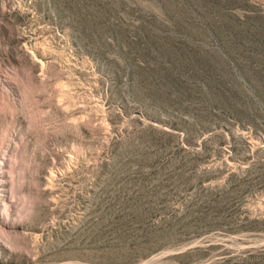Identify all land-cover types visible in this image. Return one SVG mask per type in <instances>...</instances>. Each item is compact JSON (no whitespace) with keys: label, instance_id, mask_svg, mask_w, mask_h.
Returning a JSON list of instances; mask_svg holds the SVG:
<instances>
[{"label":"rangeland","instance_id":"obj_1","mask_svg":"<svg viewBox=\"0 0 264 264\" xmlns=\"http://www.w3.org/2000/svg\"><path fill=\"white\" fill-rule=\"evenodd\" d=\"M259 17L264 0H0V264H264V106L241 100L264 78L242 38ZM174 61L196 98L226 73L248 118L143 73Z\"/></svg>","mask_w":264,"mask_h":264},{"label":"trees","instance_id":"obj_2","mask_svg":"<svg viewBox=\"0 0 264 264\" xmlns=\"http://www.w3.org/2000/svg\"><path fill=\"white\" fill-rule=\"evenodd\" d=\"M254 24L258 26L255 32L248 33V31H246L245 33H247V35L245 34L242 35V38L247 39L249 42H251L253 46L260 49L264 46V17L256 18L254 21ZM166 54L172 57L170 53H165V54L162 53V55H166ZM175 57L178 58L179 55H175ZM250 60H254V59H250ZM234 61L235 59L233 57H230V55H226V62L231 63L237 68V65ZM208 62H210V58H205L204 61L202 62L197 59H194V57H189V59L183 60V64H186L188 67H190V65L191 67H197V65H199V68H198L199 74L195 73L194 75H192L194 80H200L199 79L200 77L207 76V73L211 70V66L208 64ZM256 62L259 64V66H261L264 72V58L256 59ZM170 66H171L170 68L171 70L169 71L170 73L163 72L162 69H158V68L148 69L147 71L143 73L145 74L146 78L150 81V83H152L153 85H155V82H156L161 88L165 90L169 89V90H173L177 92L180 98L177 100V102H181L182 100L193 102L196 100L198 103L200 102L206 103L207 107L217 108L218 110L222 111V113H229L236 119L243 121L246 118H248V115H246L243 111H240L241 105L237 103L238 99L236 97L235 99H233V97H231L229 93H225L223 89V85H225V82L228 83L231 80L226 73H224L223 76L221 77V79L225 82L216 80L214 76L212 77L208 76L209 81L206 82V85L203 88L204 92L203 93L199 92L198 93L199 96L196 98L195 90L193 88H189L191 86L187 87L185 86L184 83H180V82L177 83L175 80L176 78L181 80V76H179V74L183 73L182 69L184 68L180 67L179 63H177L176 61H174ZM237 69L241 70L239 68ZM171 73H173V76L175 77V79H173V77L170 76ZM254 77L256 78L255 80L256 82L252 81V83L254 84L253 85L254 95H256L257 100L255 101L248 100L244 98V96H242L243 99H241L242 103L245 104L249 110H251L254 107L259 108L258 105H261V104L264 106V86L258 87L259 84H257L259 82V79H264L263 75L255 74ZM184 82H187V81H184ZM179 85L185 86L188 90L186 91H182L181 89L179 90ZM218 89L222 90L221 93L218 91ZM149 92H151V94L152 93L154 94L153 95L154 99H156L155 96L157 95L158 102L160 100L161 103L165 105H171V104L177 103V102L175 103L174 100L172 101L171 99H169V97L167 96L158 95L153 90ZM181 109H183V107ZM259 111L260 112L257 114V117L260 118L261 120H264V108L262 107V109H259ZM207 118H208L207 115H202V116L198 115L197 117V119L200 121L206 120ZM175 122L176 121H173V123L170 124L171 128H175L174 127ZM166 135L170 138H174V134L172 133L168 132L166 133ZM243 179L244 178H240L239 180H236L235 183L237 185H240L242 184L241 182H243ZM222 191L224 190H218L216 192L212 190H208L207 192L202 191L195 197V199H197V201H199L201 205H206L207 207L210 205L213 207L219 206V208H222V207L229 205L231 202H234L235 200L239 198L236 193H233L231 195V193L228 192L229 190H225V192H222ZM195 252H199V250L187 251L179 255L178 258L180 259L182 263H188L189 261H193L196 259V257H194L193 255V253ZM218 264H230V260H225L222 263H218ZM233 264H243V263L235 262Z\"/></svg>","mask_w":264,"mask_h":264}]
</instances>
